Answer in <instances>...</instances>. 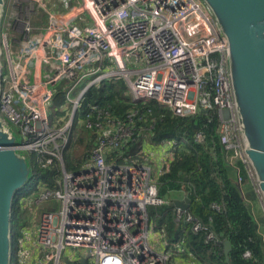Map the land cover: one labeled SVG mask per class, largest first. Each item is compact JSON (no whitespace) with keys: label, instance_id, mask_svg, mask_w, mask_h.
I'll return each instance as SVG.
<instances>
[{"label":"built area","instance_id":"1","mask_svg":"<svg viewBox=\"0 0 264 264\" xmlns=\"http://www.w3.org/2000/svg\"><path fill=\"white\" fill-rule=\"evenodd\" d=\"M46 13L49 23L36 26L34 17ZM0 36V116L18 152L34 154L42 168L57 159L62 171L56 186L29 187L20 197L23 210L41 206L43 212L36 237L24 235L19 248L32 241L45 264H66L65 258L80 264L84 254L87 264H170L173 253L152 244L149 209L169 203L159 194V179L177 145L173 139L149 144L156 128L151 101L180 117L215 112L226 160L243 163L264 212L239 123L228 42L203 0H5ZM118 76L128 86L130 107L122 117L90 106L84 121L95 133L94 147L80 170L67 171L62 151L86 91ZM62 82L63 124L51 117ZM133 145L140 159H133ZM173 214L195 232L207 230L206 240L224 254L223 240L190 211L174 208ZM68 248L82 254L63 258Z\"/></svg>","mask_w":264,"mask_h":264},{"label":"trees","instance_id":"2","mask_svg":"<svg viewBox=\"0 0 264 264\" xmlns=\"http://www.w3.org/2000/svg\"><path fill=\"white\" fill-rule=\"evenodd\" d=\"M62 88L63 85H60L55 94L51 117H56L54 121L58 122L59 117L62 118L63 124L66 112L62 110L65 102ZM93 104L112 108L114 114L123 117L131 105L125 81L104 80L99 87L93 85L86 91L69 140L62 151L65 168L69 172L80 170L94 147L95 133L84 121ZM150 106L153 108L152 116L156 118L155 133L151 139L159 143L170 138L177 145L169 171L159 179L160 196L171 201V191H185L190 198V212L218 234L221 240L230 241V264H264V241L261 234L264 232V220H257L253 211V201L257 195L243 163L237 161L232 165L226 160L227 152L220 142V123L215 112L200 111L192 116L180 117L154 101L150 102ZM198 133L204 137L196 138ZM129 150L136 151L137 146L133 145ZM28 159L31 164L30 179L22 189L16 191L13 199L11 264L16 263L20 236L24 234L22 227L27 224L24 218L27 212L21 207L20 197L27 193L29 187H54L57 180L62 178L59 160L55 159L51 166L42 168L35 162L34 154L28 156ZM239 175H242L243 183L238 181ZM149 210L151 217L160 224L159 227H166L170 242H182L201 257L209 254L215 264H228L224 254H220L218 245L206 240L207 230L195 232L191 223L175 222L174 207L169 203L159 207L151 206ZM246 251H250V257L244 256Z\"/></svg>","mask_w":264,"mask_h":264},{"label":"water","instance_id":"3","mask_svg":"<svg viewBox=\"0 0 264 264\" xmlns=\"http://www.w3.org/2000/svg\"><path fill=\"white\" fill-rule=\"evenodd\" d=\"M228 42V57L246 153L264 193V0H203ZM5 0H0V28ZM0 36V96L2 86ZM201 112L208 113L207 109ZM28 158L17 151L16 136L0 116V264L12 261L11 216L16 191L30 179ZM187 179V177H186ZM174 208L190 211V198L172 199ZM216 238L219 235L214 232ZM230 264L232 245L222 242ZM89 254L79 259L87 264ZM66 264H73L65 258Z\"/></svg>","mask_w":264,"mask_h":264},{"label":"crops","instance_id":"4","mask_svg":"<svg viewBox=\"0 0 264 264\" xmlns=\"http://www.w3.org/2000/svg\"><path fill=\"white\" fill-rule=\"evenodd\" d=\"M180 192L181 197L175 199H183L188 197L185 191L181 190ZM261 219L264 220V217H260V220ZM162 227L165 229V233L163 234L161 232V227H156L155 230L157 231L152 233V244L158 250L167 249L173 253L170 264H215L212 260H210L209 254L205 256L206 258L204 256L201 257L182 242H170L167 237L166 227ZM22 248L25 249L26 253L23 256L20 255ZM17 254L18 258L16 259L15 264H37L38 262L37 252L33 247L32 241L27 240L25 242H21L19 252Z\"/></svg>","mask_w":264,"mask_h":264},{"label":"rangeland","instance_id":"5","mask_svg":"<svg viewBox=\"0 0 264 264\" xmlns=\"http://www.w3.org/2000/svg\"><path fill=\"white\" fill-rule=\"evenodd\" d=\"M58 7H60V5L58 4ZM42 11L44 12L45 10L42 9ZM34 22H35V25L38 26V25H43V24H48L49 23V13H46V14H42L41 16H36L34 17ZM43 71L44 72H47V67L44 66L43 68ZM109 81V79H106ZM115 80H123L122 77L118 76L115 78ZM64 82H62L61 84L58 85V87L61 85H63ZM63 90V88H62ZM166 140H171L170 138L166 139ZM154 143L155 145L157 144V142H153L152 140H150L149 144L150 143ZM139 145H137V149L139 151ZM136 154V151L133 150L131 155L133 157V159L137 160V159H140ZM123 158H125V155L122 156ZM120 162H123V161H120ZM155 165V164H154ZM254 188V187H253ZM169 196L172 197V199H175V198H180L181 197V192L180 191H171L169 193ZM253 211H254V214H255V217L257 220H260V217H264V212L261 208V204L259 203V201L256 199L254 202H253ZM159 207V206H158ZM27 213L24 215V218L26 219L27 221V224L22 227V232L24 234H22L20 237H24V235H27L28 237H30L31 239L34 238V236L36 237V233H37V225H38V222H39V219L41 217V214L43 212V207H37L35 209H33L32 213L29 211H26ZM151 215V214H150ZM263 215V216H262ZM153 220V225L157 228H159V223L156 219H152ZM157 230H153L152 232H156ZM33 244V243H32ZM33 247L35 248V251L37 252V254H39L37 248L35 247V245L33 244ZM34 250V249H33ZM81 251L79 249H74V248H68L66 249L62 256L63 258L64 257H70L71 255H74L77 259L78 257L81 255ZM92 263V260L90 259L89 260V264ZM37 264H45V261L42 259V257H40L39 255V258H38V262Z\"/></svg>","mask_w":264,"mask_h":264}]
</instances>
